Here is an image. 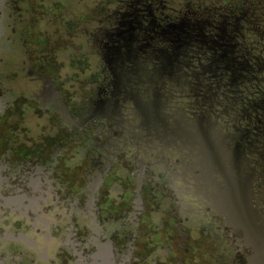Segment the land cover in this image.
<instances>
[{
	"label": "flooded vegetation",
	"instance_id": "flooded-vegetation-1",
	"mask_svg": "<svg viewBox=\"0 0 264 264\" xmlns=\"http://www.w3.org/2000/svg\"><path fill=\"white\" fill-rule=\"evenodd\" d=\"M33 1L0 0L5 264H264L204 191L227 148L264 225V0H93L50 63Z\"/></svg>",
	"mask_w": 264,
	"mask_h": 264
},
{
	"label": "water",
	"instance_id": "water-1",
	"mask_svg": "<svg viewBox=\"0 0 264 264\" xmlns=\"http://www.w3.org/2000/svg\"><path fill=\"white\" fill-rule=\"evenodd\" d=\"M206 140L202 142L204 149L206 148ZM210 149V145H208ZM224 162L215 157L214 165L206 167L204 182V191L206 196L211 199L214 206L223 213L230 225L235 228L243 229L245 232V240L251 241L258 249L259 256L264 259V225H259L253 218V210L248 204L247 194V178L243 177V172L234 175L232 158L226 156ZM206 151V150H205ZM209 172V173H208ZM214 179H211V176ZM221 175L222 180H217V176ZM2 237L0 235V241ZM0 264H5L0 253Z\"/></svg>",
	"mask_w": 264,
	"mask_h": 264
},
{
	"label": "rangeland",
	"instance_id": "rangeland-1",
	"mask_svg": "<svg viewBox=\"0 0 264 264\" xmlns=\"http://www.w3.org/2000/svg\"><path fill=\"white\" fill-rule=\"evenodd\" d=\"M92 1L93 0H44V2L33 1L29 7V12L32 14L31 17H33L36 21L42 20V17L46 19L42 20L41 23L37 24L36 26H33L34 23L31 22V24L28 25V29H26L25 34H31L35 37V39L43 36V39L49 41L47 46L48 51L42 52L44 56L46 54L47 57H45V59H47L48 63H50L49 60L51 59V56L56 52V42L61 39H65L63 36L65 37V34H71V31L74 28H77L79 23L84 24L88 22L86 15H79L78 17L72 18L70 13L80 12V7L82 4ZM20 4L25 7L23 11V19L24 21H27L30 15V13H27V11L25 12V10H28V4ZM13 25V21L9 22L10 27ZM22 26L23 23L16 24L18 30H21ZM10 35L11 33L9 34L8 32L5 37L9 38ZM45 36H47V39ZM35 43L38 42L36 41ZM8 70H10V68ZM29 123H32V121ZM36 136H38V134H36L35 137Z\"/></svg>",
	"mask_w": 264,
	"mask_h": 264
}]
</instances>
